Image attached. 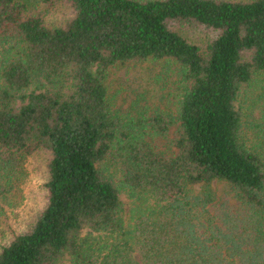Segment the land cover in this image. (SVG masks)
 I'll return each instance as SVG.
<instances>
[{
  "label": "trees",
  "instance_id": "obj_1",
  "mask_svg": "<svg viewBox=\"0 0 264 264\" xmlns=\"http://www.w3.org/2000/svg\"><path fill=\"white\" fill-rule=\"evenodd\" d=\"M58 1L71 17L50 26L0 0V210L51 155L46 206L0 264H264V114L241 99L264 74V0ZM149 60L176 66V111L119 110L110 68Z\"/></svg>",
  "mask_w": 264,
  "mask_h": 264
},
{
  "label": "rangeland",
  "instance_id": "obj_2",
  "mask_svg": "<svg viewBox=\"0 0 264 264\" xmlns=\"http://www.w3.org/2000/svg\"><path fill=\"white\" fill-rule=\"evenodd\" d=\"M24 1V0H23ZM30 15H39L50 26L63 25L71 17V9L58 0H25ZM182 33L191 41L204 44L212 37L202 29H185ZM176 66L166 60H149L145 62L118 63L110 68L107 80L108 89L116 107L119 110L138 114H153L160 109L176 111ZM264 74L259 75L253 84L246 88L242 99L244 112L247 116L260 118L264 114ZM260 95L262 97H260ZM176 135L173 128L170 138ZM156 145L169 153L168 139H158ZM51 155L40 149L35 152L26 163L29 172L28 179L23 186L19 202L11 198L5 202L0 210V251L9 244L19 232L28 229L46 206V182L48 180V162ZM114 180H118L116 174ZM219 198L226 197L230 192L227 184L216 182L213 185ZM121 198L126 209L130 210L132 199L122 190ZM64 264H69L64 262Z\"/></svg>",
  "mask_w": 264,
  "mask_h": 264
}]
</instances>
